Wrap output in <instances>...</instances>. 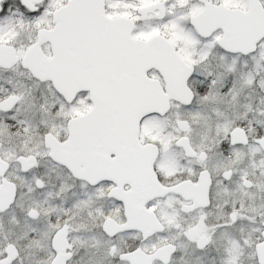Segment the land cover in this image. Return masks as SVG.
Here are the masks:
<instances>
[{
  "label": "snow or ice",
  "instance_id": "snow-or-ice-1",
  "mask_svg": "<svg viewBox=\"0 0 264 264\" xmlns=\"http://www.w3.org/2000/svg\"><path fill=\"white\" fill-rule=\"evenodd\" d=\"M0 264H264V0H0Z\"/></svg>",
  "mask_w": 264,
  "mask_h": 264
}]
</instances>
